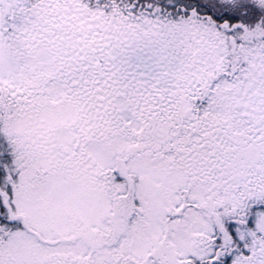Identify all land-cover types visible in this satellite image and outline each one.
<instances>
[{
    "label": "snow or ice",
    "instance_id": "1",
    "mask_svg": "<svg viewBox=\"0 0 264 264\" xmlns=\"http://www.w3.org/2000/svg\"><path fill=\"white\" fill-rule=\"evenodd\" d=\"M0 264H264V0H0Z\"/></svg>",
    "mask_w": 264,
    "mask_h": 264
}]
</instances>
